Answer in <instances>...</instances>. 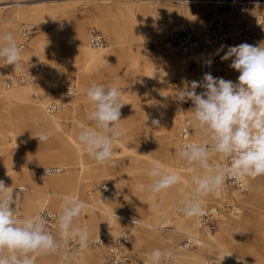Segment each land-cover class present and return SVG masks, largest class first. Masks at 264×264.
I'll return each instance as SVG.
<instances>
[{
    "label": "bare ground",
    "instance_id": "obj_1",
    "mask_svg": "<svg viewBox=\"0 0 264 264\" xmlns=\"http://www.w3.org/2000/svg\"><path fill=\"white\" fill-rule=\"evenodd\" d=\"M261 1L264 0H214V2L221 5H226L227 3L230 4L229 6H232L234 4L232 6V11L235 14H238L237 16H240L235 22L238 20H247L248 17L253 14V5L264 4V2ZM187 2L204 3L208 2V0H187ZM12 4L13 1L4 2L0 4V9ZM242 4H244L246 8H244ZM234 7H236L237 10ZM198 13L199 12H192L190 10H183L181 12L177 10H171V12L166 15V17L170 18L169 20L153 22L154 24L150 26L149 24L145 23L146 25H144V27L135 25V23H133L131 20L128 21V24H126L127 22L123 20H103L101 27L103 31L107 33L111 42L102 48H94L90 46L87 41V30L85 31L84 26L76 25L72 30L70 37V52L75 58L74 62L76 63V66L74 69H71L70 66L66 67L65 72H61L60 68L57 66L56 72L52 76L53 81L50 86L54 91L59 90L65 81H69L70 76H72L73 81L78 82V80H82L80 78L81 75L83 76L86 74V72H90L93 69H96L100 73L103 72L109 75H123L127 74V67H130L132 69L135 68L134 70H137V73L141 76V78L145 77L152 79V84H150L148 88L151 89L154 94L150 98H146L145 96L134 98L127 93L121 92V101L122 103H125V106L121 108V121L118 125L121 135L119 139L114 140L113 146L117 145L118 143L124 144L121 143V139L124 140L126 145H122V152H118L113 155H119L120 153H124L126 155L128 154L129 157L127 156V159L134 161L141 170L138 177H118L119 181L128 182L130 184V190L136 186H138L140 190L142 185L151 183V179L146 175V173L153 164L151 162L152 157L148 152L147 146L144 142V139L148 137L137 136V134L134 133V125L138 121H146V123L149 124V129H162L163 133L161 139L165 143L168 145L173 143L175 144L177 142L175 140V132L181 125L184 115L173 110V100L164 101L162 93H160L162 92V85L160 84H165L168 81L169 77H166L167 68H169L171 72L177 70L180 73L181 84L177 88V93L180 89L185 87L187 82L193 81V78L191 79L189 77L188 70L190 65L195 66L196 56H181L179 54L178 57L175 56L172 50L175 53L176 51L170 45L169 36L167 35H171V33L173 34L174 32L183 31L187 28H190L188 23L190 22V25L192 23L191 31L195 35L197 33L201 37L203 41L202 43L207 45H204L206 47L204 48L205 50L207 49L210 53L215 54L216 50L221 46L213 44L209 31V22L203 13ZM107 14L108 12L106 13L107 17L113 16V18H115V13L109 12V14ZM36 15L38 14L36 13ZM213 15L215 16L216 14ZM38 16L41 18H46L51 16V13L45 11L40 13ZM128 17L130 18L129 15ZM175 20L179 21L178 24H175ZM192 29L196 31V33ZM236 29L235 33L233 35L231 34V43H227L225 45L235 46L239 45L240 41L243 42L241 36L239 35L238 26H236ZM16 30L17 28L13 25V23L8 22L5 26L4 32L12 33L17 43L20 39V36L19 38L17 37ZM144 31H148L156 40H164L167 38L168 45L164 46V52L158 55V59L163 63V65L160 66L157 63L145 65L138 59L130 60L129 62H124L121 60L125 50L120 48L118 44L127 38H133L136 40L142 35ZM49 37L51 42L57 40L56 28L49 33ZM43 41L44 37L34 38L29 43V46L25 52H28L30 47H41ZM260 42L261 45L264 44V35L261 36ZM53 45L57 47L56 42H54ZM226 50L227 49L225 48L224 51ZM96 52H100V54H97ZM129 52H132L130 55H135L136 53L143 51L140 47L137 50H130ZM223 54V52H220L219 56H222ZM230 64L231 59L225 61L223 70L226 76H229L234 80V78H238L239 72L235 69H232L229 66ZM231 78L229 79L232 80ZM14 86L25 87L15 90L16 87L13 88ZM60 94L61 90L58 95L60 96ZM48 95L49 93L46 90H41V92L40 90L38 91V88H36V85L34 86L32 80L25 84H16L14 82L13 86L8 89L6 88V84L3 85V83L0 81V125L8 123L10 126L11 124L9 120L6 119V108L8 107L3 106L1 102L5 101L8 103L6 105L10 106L12 103L15 104L19 101H24L25 97L27 98L32 96L33 99L30 100L32 105L30 106L29 117L32 119L34 126H36L40 132L51 133L50 139L46 142H43L50 147L49 154L52 156L50 158L48 155V159H58L57 154H61L62 157H67L68 155L72 154L74 164L77 165V167L74 168V171H72L76 172V181L78 184L79 182H82L83 192L86 193L84 196H86L83 197L82 200H78L79 187L73 182L68 174H62L57 177L50 178L44 182L34 180L30 175L31 169L22 162V157L17 149V139L15 137L16 132L12 130V126H10V130L7 135H0V140L2 141L1 143H3L0 147V179L4 180L5 183H8L14 180L12 175L13 173L22 175L20 180L21 185L14 189V194L19 193L21 196V199H19L16 203V208L22 207L24 219L34 216L42 208H47L48 210L54 212V216L59 215L60 206L63 200L60 199L55 201V203H51L46 197L48 189H53L65 194L73 195L72 197H74L76 200L85 202L86 206L82 211H87L91 219L96 220L97 222V225L92 228L93 230L86 228L84 224L81 227L87 230L90 236L92 234L94 235L92 242L88 241L89 246L85 247L81 253L78 255L59 253V255H63L62 257L52 253H37L33 255V260L36 262V264H106L104 256L105 248L94 245L93 241L97 237H101L106 240L112 237V235H119L122 231H124L125 226L118 225L115 219L112 217L117 213L118 209L115 199L103 200L100 199L97 194L92 192V187L94 185L93 183L96 179L91 174L92 169L88 170L85 167L86 163L83 161L82 155L83 148L77 140V135L79 133L76 131V129L79 128L76 124L78 118L77 113L79 109L78 105L83 104L85 107H87V112L89 114L93 107L92 103L88 99V101H86V99H83L82 97H74L73 104L68 108L59 113L48 114L45 110V106L49 99ZM155 95H157V97H155ZM75 96L81 95L76 93ZM190 103L189 111L194 107L192 102ZM180 104L183 106V102H180ZM190 114L192 115L191 111ZM147 116L149 117L148 120ZM152 118H158L160 120V125L153 126L151 124ZM125 120H127V122ZM192 132V140L195 143H199L201 139V131L195 124H192ZM216 156L217 155L212 156L210 158V162L214 165L220 166L219 160H217ZM116 159L121 161L123 158L117 156ZM166 159L168 158L166 157ZM167 161L170 163L172 168L176 169H171L170 166L161 164L162 170L166 173H178L181 176V183L155 194L149 191L140 190V192H145L147 194L146 196L140 198L142 207L145 208L147 214L145 221L142 222L146 228L152 232V230H156L158 227L166 228L168 227V225H166L167 223L173 222L176 225L174 232H183L181 230L182 227L191 231L188 236L194 239L197 249H186L182 245L178 246L174 253L175 258L185 264H208L212 260L216 261L217 264H264V254L256 251L253 246L248 247L246 251H241L236 247L235 242L237 240L235 238L236 231L234 228L240 224V218L242 214L240 209L236 214L229 215L232 217L230 219L233 223L231 228L223 225V227H221L215 233L214 231L210 232L200 229L198 217L189 219L182 214H178L177 209L185 202L189 201L192 197L194 185L191 182V177L193 176L194 172L190 166L177 158V154L173 160ZM162 166L165 167L163 168ZM36 169H34L32 173L35 178H39L35 173ZM195 174H198V172ZM246 182L248 193L246 194V191L244 192L245 194L238 191H231L230 195L233 201L247 205L255 199L256 201L259 200L262 204H264V176H258L254 179L248 178L246 179ZM8 190L11 192L10 189ZM216 197L217 195L209 196L202 201V204L208 203L214 200ZM238 205L240 206V204ZM53 221H55V225H57V221L55 219ZM80 221L81 217L79 215V217L74 220V224H78ZM223 222L226 221H223L222 219V223ZM130 230L132 231L131 233H133V245H131L132 248L129 247L132 243L131 241L128 249L134 254H141V248L147 239L146 231L138 226L131 228ZM201 233L203 234V238L199 237ZM113 238H111L109 242H111ZM262 239L264 241V231L262 232ZM66 255L71 257L66 258ZM141 257L143 258V262L147 264L146 254H142Z\"/></svg>",
    "mask_w": 264,
    "mask_h": 264
},
{
    "label": "rangeland",
    "instance_id": "obj_2",
    "mask_svg": "<svg viewBox=\"0 0 264 264\" xmlns=\"http://www.w3.org/2000/svg\"><path fill=\"white\" fill-rule=\"evenodd\" d=\"M9 1L12 2L13 0H0V4ZM229 5L230 4L227 3L226 5L218 4L214 2V0H208V2L204 3L187 2V4H181L179 0H27L25 1L23 7L19 8L13 7L12 4L0 9V33L4 32L7 23L11 22L17 28L16 35L19 38L20 24L23 22H28L36 26V32L30 38L29 43L34 38L40 37H44V41L41 47H30L29 51L25 52V50L29 46L28 43L27 47L22 52L21 66L19 68L11 65L0 67V81L3 83V85H5V81L8 78H15L24 70L34 69L35 74L32 82L34 83V86L36 85L38 91L40 90L41 92V90H46L49 93V99L47 103L53 100L55 97L59 96L58 94L60 93V90L62 91V88L69 83H74L77 87L76 93L81 95L74 97H82L83 99H86V101H88L89 99L86 96V91L92 81L103 84L106 87L117 86L119 89H121V92L127 93L134 98H138L140 96L150 98L154 94L153 91L148 88L150 84H152V79L145 77L141 78V76L137 73V70H134L135 68L132 69L130 67H127V74L123 75H109L103 72L100 73L96 69H93L90 72H86V74L83 76H80L79 74L82 80H78V82L73 81L72 76H70L69 81H65V83L59 88V90L54 91L50 84H52V76L56 72V67L58 66L61 72H65L66 67L70 66L71 69H74L76 66V63L74 62L75 58L70 52V37L74 27L76 25L84 26L85 31L87 30V28L92 27L107 36L110 44L111 41L109 36L105 31H103L101 27L103 20H123L127 22L126 24H128V21L131 20L133 23H135V25L144 27V25H146L145 23L149 24L150 26L154 24L153 22L169 20L170 18L166 17V15L170 13L171 10H177L180 12L183 10H190L192 12H199L205 15V18L209 22V31L210 26L213 24V22L217 19H220L223 22L229 24L230 32L233 35L237 30L236 26H238L239 23L242 22V20H238L237 22H235L236 19L240 16H237L238 14H235L232 11V6L234 4L232 6ZM45 11L50 12L51 16L46 18H41L38 16L40 13ZM107 12L108 14L109 12L115 13V18H113V16L107 17ZM252 12L253 14L249 16L247 20L251 19L257 14H264V4L253 5ZM36 13L38 15H36ZM213 14L216 15L214 16ZM128 15L130 16V18L128 17ZM174 22L175 24H178L179 21L175 20ZM188 23L190 28L187 29L191 30L192 23L191 25L190 22ZM55 28L57 30V40H55L54 42H56L57 47L53 45L54 42H51V39L49 37V33ZM194 32L196 33V31ZM196 35L199 37L201 42H203L201 37L197 33ZM167 36H170V34ZM19 42L20 39L18 40L17 44H19ZM229 43H231V41ZM241 43L243 42L240 41V44ZM118 45L120 46V48H123L125 50L121 58V60H123L124 62L138 59L145 65L157 63L161 66L163 65V63L158 59V55L164 52V46L168 45V41L167 38L164 40H156L153 38L152 34H150L148 31H144L142 35L136 40L133 38H127L121 41ZM204 45L207 46L205 43H202L203 48H206ZM262 46H264V44ZM140 47L143 52L136 53L135 55H130L132 54V52H129L130 50H137ZM172 52L175 56L178 57L177 53H175L173 50ZM96 53L100 54V52ZM223 66H225V61ZM166 72V77H169L168 81L165 84H160L162 85V92L160 93H162L164 101L173 100L174 111H176L178 107H182L183 109L184 107H187L186 111L188 112V114H190L189 108L191 101L183 102L182 106L180 104V101L177 99V88L181 84L179 71L175 70L174 72H171L170 69L167 68ZM188 72L189 77L192 79L194 75V65H190ZM226 77L231 78L229 76ZM236 81L237 77L234 78L233 82ZM15 87V90H19L24 88L25 86H14L13 88ZM155 97H157V95H155ZM73 98L72 100H70V105L73 104ZM31 99H33L32 96H29L27 98L25 97L24 101H19L15 104L12 103L10 106L6 105L8 103H6L5 101L1 102L3 106L8 107L6 108V119H8L11 123L10 126H12V130L16 132L15 137L17 139V149L22 157L23 164L27 165V167L31 169L30 175L32 176V178L41 182L62 174H68L73 182L78 185V200H82L83 197L86 196H84V194L86 193L83 192L82 182H79L78 184V182L76 181V172L73 171L74 168L77 167V165L74 164L73 155L71 154L67 157H62L61 154H57L58 159L52 158L49 160L47 156L49 155L50 158L52 156L49 154L50 147L43 142L40 143L38 138L35 137L42 132H40V130L36 126H34L32 119L29 117L30 106L32 105V102L30 101ZM78 108V118L76 124L79 128L76 129L77 132H79L81 124H84L85 126H91L87 119V107H85L83 104H79ZM125 121L127 122V120ZM148 125L149 124H147L146 121H138L134 125V133H136L139 137H148L144 139V142L147 146L148 152L152 157V163L159 161L160 164L171 167L170 163L167 160H173L177 154V132L180 126L175 132V140L177 142L175 144L173 143L168 145L161 139L163 133L162 129L155 128V130H151L149 129ZM10 126L8 123L0 125V135H7L10 130ZM120 141L124 144L118 143L117 145H114L113 154L122 152V145H126L123 139H121ZM1 142L2 141L0 140V147L3 144ZM82 155L83 161L86 163L85 167L88 170L92 169L91 174L96 179L93 183L94 185L92 187V192L97 194L98 185L104 181H112L115 183V185L121 188L123 192V198L115 199L118 209L117 213L112 216L115 219L116 223L118 225H124V230H130L131 228L138 226L146 231L147 239L146 242H144L143 247L141 248V254H134L129 250L130 253L134 257H137L143 261V258L141 257L142 254H147L155 248H160L161 250L170 253L168 260L164 264H185L175 258L174 253L178 246H182V240L186 236H188L191 231L182 227L181 230L183 232H174L176 225L173 222L167 223L166 225H168V227L166 228L158 227L156 230H152V232L148 230L144 223H142L143 221H145V217L147 214L145 208L142 207L140 199L147 194L145 192H140L138 186L130 190V184L128 182L119 181L118 177H138L140 174L141 170L138 165L134 161L127 159L129 155H126L124 153L113 155L112 163L103 165L98 164L96 161L90 158L84 150H82ZM117 156H120L123 159H121V161H118L116 159ZM166 157L168 159H166ZM216 157L217 160H219L220 166H225L226 160L221 159L218 155ZM53 166L60 167L61 171L58 174L45 179H39L33 176L32 172L34 171V169ZM165 166L162 167L164 168ZM171 169L176 168L171 167ZM12 175L14 177V180L5 183L10 190L15 189L21 185L20 180L22 175L18 173H13ZM245 193H248V189ZM67 195L70 194H65L58 190L48 189L46 197L51 203H55V201L57 200H63V198ZM219 195L214 200L208 203H203V208H209L215 212V216L217 218V229L214 231V233L217 232L221 227H223V225L229 228H231L233 225L230 219L232 217L222 213L223 200ZM73 199L75 198L73 197ZM235 202L240 204V211H242L240 224L234 228V230L236 231L235 238L237 240L235 242L236 247L241 251H246L248 247L253 246L256 251L264 254V241L262 239V232L264 231V204H262L259 200L256 201L255 199L247 205L241 204L237 201ZM17 208L22 210V207ZM178 214L182 213L178 212ZM80 217L81 221L78 222V224L75 223L79 227H82L84 224L86 228L93 230L92 228L97 225L96 220L91 219L87 211H82ZM222 219L226 222L222 223ZM57 226L58 225H55V221H53L50 226V233L58 237L59 234ZM116 236L112 235V237L106 239V241L109 242L111 238ZM199 237L203 238V234L201 233ZM93 238L94 235L92 234L89 237V242H92ZM131 245H133V241L129 246L130 248H132ZM186 249L195 250L197 249V246ZM52 254L60 257L63 256L59 255L58 252H52ZM66 256V258L71 257L69 255ZM34 264H36L35 261Z\"/></svg>",
    "mask_w": 264,
    "mask_h": 264
},
{
    "label": "clouds",
    "instance_id": "obj_3",
    "mask_svg": "<svg viewBox=\"0 0 264 264\" xmlns=\"http://www.w3.org/2000/svg\"><path fill=\"white\" fill-rule=\"evenodd\" d=\"M179 2L187 4V0ZM24 4L25 0H13V7ZM22 52L12 33H0V67L19 68ZM220 52L224 53L220 59H231L229 66L239 72L237 81L205 73L201 80L187 82L177 95L180 102H192L189 123L201 131L199 143L182 144L177 150V158L194 172L192 197L177 209L189 219L204 214L202 201L212 195L218 196L226 181L243 182L264 176V46L246 42L221 45L215 55ZM212 62L209 59L207 65ZM197 89L202 91L198 93ZM86 96L93 106L87 117L91 126L81 124L77 140L98 164H110L113 142L121 135L118 125L125 104L121 101V89L92 81ZM151 124L159 126L160 120L152 118ZM50 136V132H44L35 137L41 143L48 141ZM214 155L226 160L227 164H212L210 158ZM58 172L59 169H48L46 175ZM146 175L151 183L142 185L141 191L155 194L181 183V176L164 172L159 161L151 165ZM8 189L0 179V264H34V254L55 252L70 237L78 240L81 247L89 246V232L74 224L85 202L71 195L63 198L59 215L53 217L58 225L57 237L46 230L45 221L53 216L52 213L40 209L34 216L22 219L16 211L21 196L14 194V189L11 192ZM169 255L155 248L146 254L147 264H164Z\"/></svg>",
    "mask_w": 264,
    "mask_h": 264
},
{
    "label": "built area",
    "instance_id": "obj_4",
    "mask_svg": "<svg viewBox=\"0 0 264 264\" xmlns=\"http://www.w3.org/2000/svg\"><path fill=\"white\" fill-rule=\"evenodd\" d=\"M244 6V4H242ZM236 10L237 8L234 7ZM246 8V6H244ZM20 42L19 45L22 49H25L29 38L36 32V26L28 22L20 24L19 29ZM239 35L241 36L243 43L254 44L261 46L260 38L264 35V14H257L252 19L242 21L238 25ZM88 44L94 48H102L109 43V39L104 34L100 33L96 29L89 27L86 31ZM210 35L212 42L215 45H225L231 41V32L229 24L217 19L210 26ZM169 43L174 48L177 54L181 56H196L195 61V73L193 80H201L205 73H211L214 77L224 78L230 80L225 76L223 65L224 61L220 59L219 55L210 53L207 49L205 50L202 46L200 39L191 31L183 30L174 32L169 36ZM211 59L213 62L210 66L207 65V61ZM35 70L27 69L20 73L15 78H8L5 81L6 88H11L14 84H25L34 78ZM202 89H197L199 93ZM77 87L74 83H69L62 88L61 94L56 99L49 101L45 110L48 114H55L68 108L70 100L76 95ZM187 107H178L177 112L182 113L181 125L177 132V140L179 146L186 143H195L192 140V124L189 123V118L192 116L186 111ZM227 164V161L225 165ZM48 169H59L60 167H44L37 168L35 170L36 175L39 178H48L53 175H46ZM58 172V173H59ZM56 173V174H58ZM247 190L246 179L243 182H233L228 180L225 182L220 198L223 200V213L226 215L236 214L240 206L233 201L230 192L238 191L244 193ZM97 196L103 200L109 199H120L123 198V192L121 188L115 185L112 181L101 182L97 187ZM45 209V208H42ZM204 214L198 217L199 228L206 231H215L217 229V218L215 212L209 208H203ZM47 212L51 211L45 209ZM17 214L24 219V215L21 209H16ZM179 212V211H178ZM180 213V212H179ZM53 214V213H52ZM54 214L49 217L46 221V230L50 232L51 223L54 220ZM132 241V233L130 230H124L119 235L114 237L111 242H107L104 238L97 237L93 244L98 247L105 248V262L106 264H145L141 259L134 257L128 246ZM182 245L185 248H193L196 246L195 241L190 236L185 237L182 240ZM85 247L79 245L78 240L69 238L66 244H63L57 251L58 253H65L71 255H78ZM168 260V259H167ZM166 260V261H167ZM165 261V262H166ZM164 262V263H165ZM208 264H217L216 261H210Z\"/></svg>",
    "mask_w": 264,
    "mask_h": 264
}]
</instances>
